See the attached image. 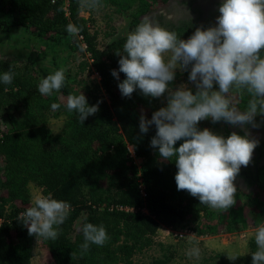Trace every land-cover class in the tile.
Segmentation results:
<instances>
[{"label": "trees", "instance_id": "16d2710c", "mask_svg": "<svg viewBox=\"0 0 264 264\" xmlns=\"http://www.w3.org/2000/svg\"><path fill=\"white\" fill-rule=\"evenodd\" d=\"M169 0H101L119 17L129 19L134 31L146 15ZM89 13L85 18L82 13ZM92 10L80 7V0H0V13L12 21H0V30L21 27L39 35L68 38L61 52H79L86 59L82 66L93 71L98 81L81 80L77 95H85L89 106L99 102V110L83 124L79 114L69 113L66 99L72 93L70 76L65 85L50 96L38 91V77L28 64L0 59V75L11 70L16 75L10 85L0 81V113L6 112L0 128V264H30L38 243L47 249L52 264H133V257L149 248L161 227L182 228L197 237L229 234L239 226L255 229L264 223V178L251 182L248 193L237 190L236 203L228 210H214L200 203L186 190H177L175 161L162 159L158 148L150 146L155 125L141 133V115L151 119L161 107L159 98L145 97L139 89L123 97L119 80L120 55L127 35L109 33L106 41L91 27ZM68 13V15H66ZM82 27L74 38L67 25ZM211 22L168 23L163 28L187 39L197 27ZM83 48V51H81ZM55 62V59H54ZM178 74L170 83L173 87ZM194 92V91H193ZM195 93V92H194ZM234 103L246 109L247 93L233 94ZM59 103L58 110L51 105ZM60 118L63 126L53 133L50 119ZM210 118L198 123L199 130L213 124ZM227 136L231 131L227 128ZM244 135L243 133H237ZM183 143L177 141L175 147ZM135 159L140 160L136 164ZM40 194L71 204V212L55 241L36 238L20 219L32 206L31 188ZM85 223L103 225L110 239L103 245H90L80 255ZM169 257L151 264H166Z\"/></svg>", "mask_w": 264, "mask_h": 264}, {"label": "clouds", "instance_id": "9594fccd", "mask_svg": "<svg viewBox=\"0 0 264 264\" xmlns=\"http://www.w3.org/2000/svg\"><path fill=\"white\" fill-rule=\"evenodd\" d=\"M101 0H80V7L96 10ZM216 22L207 28L197 27L187 39H180L175 31L167 30L149 17H144L130 32L120 55L119 70L112 75L119 80V73L126 79L118 84L123 97H131L139 89L145 97L160 98L167 93V106L152 114L151 119L141 115L139 130L147 133L155 125L156 134L150 146L158 148L162 159L175 161L177 190H186L200 203L214 210L228 211L236 203L237 188L234 184L241 166H248L253 150L259 141L232 132L227 138L214 134L210 129L199 130L200 121H224L232 126L252 125L257 128V115L264 116V0H222ZM82 27L67 25V32L74 38ZM83 51V48H81ZM189 71L188 80L195 86V93L182 84L172 90L176 69ZM66 69L61 67L47 75L38 85L45 96L59 92L65 85ZM16 74L11 70L0 75L6 85ZM218 85V90L214 89ZM247 93V107L241 110L234 103L233 93ZM60 108L59 103L51 105ZM69 113L75 111L83 122L99 110V102L89 106L84 94L69 95L66 99ZM183 140L179 147L177 141ZM71 212V204L47 195L35 194L32 206L20 213L28 234L36 238L55 241ZM84 241L80 255L89 251L90 245L103 246L110 237L103 225L85 223L82 227ZM184 238V235H180ZM257 250L252 253V264H264V223L254 233ZM194 236H188L192 243ZM196 244L186 255L199 260L201 250ZM239 255H229L236 260Z\"/></svg>", "mask_w": 264, "mask_h": 264}, {"label": "rangeland", "instance_id": "374dc122", "mask_svg": "<svg viewBox=\"0 0 264 264\" xmlns=\"http://www.w3.org/2000/svg\"><path fill=\"white\" fill-rule=\"evenodd\" d=\"M65 5L64 2V7ZM90 14L91 27L99 32L100 40L106 41L105 35L112 32L125 35L133 32L128 27V18L117 16L112 12V9L105 5L92 10ZM82 16L88 18L89 13L84 12ZM2 20L12 21L11 17L0 13V21ZM68 40V38H56L54 34L39 35L21 27L11 28L8 32L0 30V59H7L16 64L28 63L37 74L38 84L47 75L63 67L66 69L65 74L70 76L72 93L77 95L78 83L81 80L89 79L96 82L99 77L92 70L88 71L87 68L82 67L86 57L79 52H61L55 57L51 56L52 49L61 50ZM175 71L178 78L171 89L175 90L184 84L195 92L194 84L188 80L190 68L188 71H182L178 67ZM213 90H218V85L214 84ZM158 104L167 106V93L159 98ZM5 115L6 112L0 113V128L5 126ZM210 123L213 124L211 131L214 134L226 138V122L214 123L210 120ZM47 126L53 133H59L63 126V120L60 118L50 119ZM230 129H233L232 125H230ZM135 162L140 164L139 159H135ZM37 193L40 194L36 188L32 187V200ZM255 229H243L238 226L234 232L229 234L202 237H197L182 228L160 229L151 246L136 254L132 262L133 264H151L153 260L166 256L170 258L166 264H252V253L257 250L254 237ZM190 234L194 236L192 243L188 241ZM180 235H184V238H181ZM196 242H198L196 246L201 250L199 260L186 255ZM229 255H239V257L232 261L228 259ZM30 264H52L47 249L41 243H38L36 254Z\"/></svg>", "mask_w": 264, "mask_h": 264}, {"label": "flooded vegetation", "instance_id": "af4514ba", "mask_svg": "<svg viewBox=\"0 0 264 264\" xmlns=\"http://www.w3.org/2000/svg\"><path fill=\"white\" fill-rule=\"evenodd\" d=\"M222 0H169L161 5L154 12L146 15L159 26L168 23L196 22L198 24L216 22V17L220 15L218 9ZM256 123L260 126L253 128L252 125L233 126L227 123V128L232 132L245 133L247 131L251 139L259 141L257 147L253 150L252 158L248 166H241L239 174L236 176L234 184L237 190L248 193L251 190V182L264 178V116L257 115Z\"/></svg>", "mask_w": 264, "mask_h": 264}, {"label": "built area", "instance_id": "2783aa9c", "mask_svg": "<svg viewBox=\"0 0 264 264\" xmlns=\"http://www.w3.org/2000/svg\"><path fill=\"white\" fill-rule=\"evenodd\" d=\"M52 1H54V0H52ZM66 3V5H65V11H67V6H68V0H63V3ZM67 15V14H66ZM160 229H165V230H172L171 228H165V227H161Z\"/></svg>", "mask_w": 264, "mask_h": 264}]
</instances>
